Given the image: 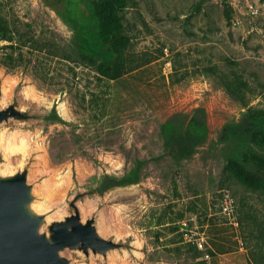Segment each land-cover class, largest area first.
I'll use <instances>...</instances> for the list:
<instances>
[{"label":"rangeland","instance_id":"1","mask_svg":"<svg viewBox=\"0 0 264 264\" xmlns=\"http://www.w3.org/2000/svg\"><path fill=\"white\" fill-rule=\"evenodd\" d=\"M98 6L145 61L117 79ZM0 17L18 61L0 63V105L28 115L3 126L7 168L28 166L57 217L75 200L121 243L68 249L72 264H264V191L248 175L264 180V0H0ZM222 76L246 83L247 106ZM106 177L138 181L98 193Z\"/></svg>","mask_w":264,"mask_h":264},{"label":"water","instance_id":"2","mask_svg":"<svg viewBox=\"0 0 264 264\" xmlns=\"http://www.w3.org/2000/svg\"><path fill=\"white\" fill-rule=\"evenodd\" d=\"M62 5L63 0H53ZM27 113L15 102L0 105V264H72L65 252L70 249L90 254H106L121 243L105 237L94 216L83 218L75 200L72 211L57 217L38 202L28 166L7 168L2 150L3 126L23 120ZM121 180L106 177L96 189L102 192Z\"/></svg>","mask_w":264,"mask_h":264},{"label":"trees","instance_id":"3","mask_svg":"<svg viewBox=\"0 0 264 264\" xmlns=\"http://www.w3.org/2000/svg\"><path fill=\"white\" fill-rule=\"evenodd\" d=\"M97 14L101 19V34L106 38H110V45L114 53L113 60L111 61L107 69L103 72V74L110 79H117L126 74L127 72L144 64L145 61H143L142 58L137 55V53L129 51V39L122 32L121 21L113 17H108L106 10L102 9L101 6H98ZM9 32V26L5 22L4 18L0 17V39H8L9 41H12L14 37L9 36ZM0 63H4L8 65L9 68H13L18 64L17 56H15L14 52L12 51L10 52L8 50L0 48ZM221 81L223 82L227 93H229L235 99L247 106V91L246 83L244 81L238 78H228L224 76H222ZM262 114L263 111L248 107V116L250 118L256 119L259 118ZM259 139L261 142H264V132L260 135ZM254 159H257L259 163H264V156L254 155ZM248 175L250 180V186L254 189H261L264 191V180L253 173H248ZM137 181V178H128L122 179L121 183L127 184L135 183Z\"/></svg>","mask_w":264,"mask_h":264},{"label":"built area","instance_id":"4","mask_svg":"<svg viewBox=\"0 0 264 264\" xmlns=\"http://www.w3.org/2000/svg\"><path fill=\"white\" fill-rule=\"evenodd\" d=\"M231 207H232L231 199L229 198V194H226L225 200H224V203H223V209L226 212V211H230ZM201 247H203L202 244H201Z\"/></svg>","mask_w":264,"mask_h":264},{"label":"bare ground","instance_id":"5","mask_svg":"<svg viewBox=\"0 0 264 264\" xmlns=\"http://www.w3.org/2000/svg\"><path fill=\"white\" fill-rule=\"evenodd\" d=\"M65 112H66V110H65ZM11 164V163H10ZM60 213V212H59ZM127 258V257H126ZM126 258H124V260L120 263V264H134V262H132L131 260H129V259H126ZM113 264V263H112Z\"/></svg>","mask_w":264,"mask_h":264}]
</instances>
